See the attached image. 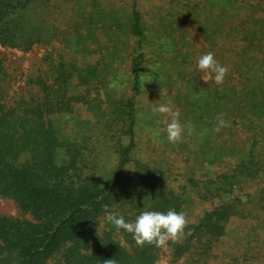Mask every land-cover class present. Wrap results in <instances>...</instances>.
<instances>
[{"label":"trees","instance_id":"16d2710c","mask_svg":"<svg viewBox=\"0 0 264 264\" xmlns=\"http://www.w3.org/2000/svg\"><path fill=\"white\" fill-rule=\"evenodd\" d=\"M40 1L0 0L1 46L32 51L40 42L63 41L47 53L45 69L13 71L0 56V196L20 211L0 214V264H158L167 249L173 259L196 248L208 257L222 243L233 247L237 264H258L264 73L256 54L250 64L220 48L228 40L223 23L219 36L200 26L208 46L201 54L161 49L150 61L139 0H127L119 13L98 0L84 8L76 3L65 29L56 11L37 13ZM209 1L172 0L164 8H172L174 22H193L204 16L202 8L210 10ZM262 27L243 37L247 52L262 51V39L255 43L264 37ZM101 29L107 39L98 36ZM207 52L228 69L221 84L206 83L196 68ZM166 62V69L147 67ZM161 103L178 111L185 126L176 143L168 142L161 123L157 135L153 127L149 135L142 131L155 119L145 113ZM221 115L227 127L217 132ZM230 155L236 160L227 164ZM106 205L126 222L144 210L174 209L184 213L186 226L162 246H139L104 220ZM200 205L190 219V207ZM237 220L245 230H235Z\"/></svg>","mask_w":264,"mask_h":264},{"label":"rangeland","instance_id":"374dc122","mask_svg":"<svg viewBox=\"0 0 264 264\" xmlns=\"http://www.w3.org/2000/svg\"><path fill=\"white\" fill-rule=\"evenodd\" d=\"M88 1L90 0H75L74 2L70 1L68 3H63L60 0H54V2L48 5L45 0H41L38 4V8L36 9L39 15L42 13V11L44 12V14H47L49 11V14H51V12L53 11H56L59 15H56L58 17L56 18V21L59 23V26L60 23L63 22L64 27L61 28L65 29L68 26H71L70 21L73 18V10L75 4H82L81 7L84 8V5ZM98 1L102 2L103 4H112V7L107 8L113 9L114 11L118 12L124 9V7L122 6L127 0ZM170 1L172 0H139L140 9H142L145 20L147 21L146 25L148 32L145 50L150 56V61H153L151 59L152 56L161 52V49L166 51L168 50L170 52H177L178 50L187 49L192 55L201 54L204 47L208 46L205 45L200 34V26H203L205 28H214V31H216L215 34L219 36L221 32H219V30L217 29H220V27L224 23V25L227 27L226 34L228 35V40L226 39V42L223 43L220 48L222 47L223 50L226 51L225 49L227 48L225 46H227L230 49L234 61H236L237 59L243 60L244 58V60L247 62L250 54H256L261 62V66L258 72L261 73L263 71L264 73V66L262 63L264 60V37L262 38L261 35L258 36V39L255 42L257 43L259 39H262V51H255L253 47L249 48L250 52H247V48L250 42L247 38H243L250 33L251 27H254L256 24L258 25V27H262V25L264 27V0H210L208 2V7H210V10H208L206 7L202 8L204 11V16L202 18L198 17L196 18V20L194 19L193 22L189 21L188 19H185L184 21L174 22V20H172L171 18L172 8H164L170 3ZM92 10L94 12L98 11V9L95 8H93ZM83 11H85V9H83ZM197 20L200 23H197ZM202 20L203 22H201ZM229 29L230 32H228ZM101 31V34L98 35L100 39H107V34L104 32V30L101 29ZM60 37V39L53 41L51 44L40 42L34 47V50L32 51H24L20 48L3 47L0 45V56L3 55L7 57V63L11 66V69L13 71H26L27 69L36 70L39 66L42 69H45L49 65L48 61L46 60L47 53L51 51L57 52L62 47V36ZM173 40H175V42L179 40L180 45L174 46ZM167 42L168 46H165ZM73 47L75 48V45ZM227 52L229 53V51ZM248 62L251 64L252 60H248ZM163 65L165 67L164 69L167 68L166 66L170 67V64H167V62L156 65L151 64L147 67L150 71L152 70V67L158 69L160 67H163ZM149 106L153 107V105L151 104H149ZM145 114H148L151 117L153 115L155 119L153 122H146L142 131H144V133H148L149 135V128L151 129V127H153L156 135L161 133L163 128L157 122L159 121V117L161 114L154 113L152 111V108L148 113ZM153 123L155 124V126L153 125ZM235 160L236 158L230 155L229 158H227L226 163L228 164L230 161ZM190 208L191 209L188 212L189 218L194 219L193 216L196 213L199 215V213L203 209V205H200L196 208L191 206ZM19 213L20 211L18 207L11 198L0 196V214L18 215ZM263 214L264 211H261L257 213L256 216H260ZM257 221H259L258 218L254 219L252 222L258 224ZM233 227H235V230H245V221H234ZM259 247L261 249V253L259 254L260 260L258 264H264V239L262 238L259 239ZM215 248V252L213 250L212 253L208 255V257L200 256L198 253V249L196 248L193 252L186 253L179 259H173L170 254L171 252H168L167 249L163 253V255H161L162 257L159 260L158 264H237L235 253L233 254V247L230 246L229 243L227 245H224V243L219 244ZM205 261H207V263H205ZM47 264H55V261L49 260Z\"/></svg>","mask_w":264,"mask_h":264},{"label":"clouds","instance_id":"9594fccd","mask_svg":"<svg viewBox=\"0 0 264 264\" xmlns=\"http://www.w3.org/2000/svg\"><path fill=\"white\" fill-rule=\"evenodd\" d=\"M196 68L202 73L201 79L206 83L213 80L216 84H221L228 71L227 67L221 65L212 52L200 55L196 60ZM154 113L167 114L166 118L157 121L164 125V131L167 133L169 143H176L181 140L185 126L179 121V112L174 111L167 104H158L152 108ZM227 127V122L222 115L217 117L215 131L219 132L222 128ZM190 134L191 127L188 126ZM104 220L113 226L117 231L125 230L132 234V238L137 245L155 244L157 247L164 245L168 240H176L183 234L186 219L183 212H177L169 209L166 212L155 210H144L139 213L134 220L126 222L123 216L107 212ZM98 231V228H97ZM109 259L108 261H111Z\"/></svg>","mask_w":264,"mask_h":264}]
</instances>
